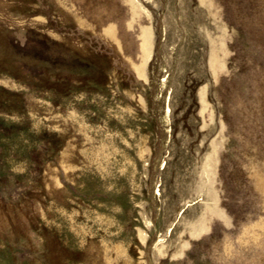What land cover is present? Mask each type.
Returning <instances> with one entry per match:
<instances>
[{"label":"rangeland","instance_id":"obj_1","mask_svg":"<svg viewBox=\"0 0 264 264\" xmlns=\"http://www.w3.org/2000/svg\"><path fill=\"white\" fill-rule=\"evenodd\" d=\"M0 264H264V0H0Z\"/></svg>","mask_w":264,"mask_h":264},{"label":"bare ground","instance_id":"obj_2","mask_svg":"<svg viewBox=\"0 0 264 264\" xmlns=\"http://www.w3.org/2000/svg\"><path fill=\"white\" fill-rule=\"evenodd\" d=\"M144 42H145L144 43V50H145V52H147V47H148V44H149V40H148V37L146 35L144 37Z\"/></svg>","mask_w":264,"mask_h":264}]
</instances>
